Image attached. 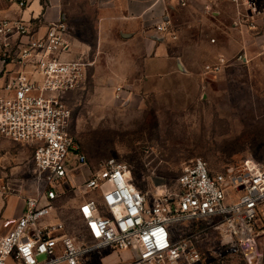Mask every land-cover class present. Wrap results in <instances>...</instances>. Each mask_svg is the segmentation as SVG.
Listing matches in <instances>:
<instances>
[{
    "label": "built area",
    "instance_id": "obj_1",
    "mask_svg": "<svg viewBox=\"0 0 264 264\" xmlns=\"http://www.w3.org/2000/svg\"><path fill=\"white\" fill-rule=\"evenodd\" d=\"M9 1L20 9L31 2ZM176 1L185 7L192 0ZM204 1L206 10L229 3L236 28L254 30L264 19V0ZM38 21L0 17V137L32 148L38 181L36 194L21 197L22 212L0 233V264H90L104 250H128L127 264H221L236 255L263 264L264 156L214 174L195 157L173 186L142 189L125 162L108 158L90 166L71 132L68 102L82 90L89 63L63 57L72 40L64 16L42 31ZM154 26L169 31L166 20ZM231 59L249 60L243 50L231 58L219 54L204 69L217 72ZM124 91L117 85L115 98ZM66 196L78 198L69 208L78 221L72 232L60 204Z\"/></svg>",
    "mask_w": 264,
    "mask_h": 264
},
{
    "label": "rangeland",
    "instance_id": "obj_2",
    "mask_svg": "<svg viewBox=\"0 0 264 264\" xmlns=\"http://www.w3.org/2000/svg\"><path fill=\"white\" fill-rule=\"evenodd\" d=\"M39 2L43 8L58 3L72 36L86 38L83 30L93 16L88 0ZM173 40V49L178 51L180 45ZM100 72L94 78L87 66L82 90L68 101L71 132L90 166L108 158L125 162L134 184L142 189L153 183L173 186L185 164L195 157L205 160L214 174L227 168L237 171L246 158L264 156V57L261 63L228 67L221 77L207 75L200 84L177 77L165 84L121 83L128 94L120 99L113 92L118 84L105 83ZM31 156L30 146L0 137L1 198L36 194L38 181ZM76 199L66 196L60 201L70 232L78 225L69 209ZM260 240L264 248L263 235ZM221 264L245 262L236 255Z\"/></svg>",
    "mask_w": 264,
    "mask_h": 264
},
{
    "label": "crops",
    "instance_id": "obj_3",
    "mask_svg": "<svg viewBox=\"0 0 264 264\" xmlns=\"http://www.w3.org/2000/svg\"><path fill=\"white\" fill-rule=\"evenodd\" d=\"M88 1L93 16L83 30L86 38L73 35L70 50L63 57L87 61L92 76L99 77L101 70L105 83L155 85L171 83L177 77L185 83L200 84L207 75L221 77L228 67L263 62L264 19L254 30L236 28L231 24L234 13L229 3L206 10L204 0H192L185 7L176 0ZM15 14L26 20L40 17L42 31L48 21L56 20L62 13L58 3L43 8L39 0H31L28 7L20 9L16 2L0 0V17ZM159 20L169 22L167 33L155 28L154 23ZM169 32L176 35L178 51L173 49L175 40ZM242 50L249 58L247 63L231 59L217 72L204 69L205 64L216 62L218 54L231 58ZM4 81L0 78V86ZM126 94L128 91H124ZM22 210L23 200L18 195L0 197V233L11 226ZM130 256L128 250H104L100 257L93 255L90 264H127Z\"/></svg>",
    "mask_w": 264,
    "mask_h": 264
}]
</instances>
